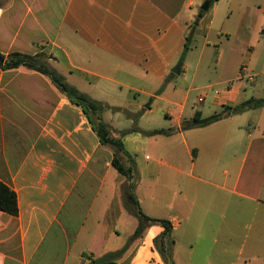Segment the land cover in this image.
Instances as JSON below:
<instances>
[{"label": "crops", "instance_id": "obj_1", "mask_svg": "<svg viewBox=\"0 0 264 264\" xmlns=\"http://www.w3.org/2000/svg\"><path fill=\"white\" fill-rule=\"evenodd\" d=\"M11 53L42 55L104 104L115 134L132 130L121 142L133 195L144 215L170 222L174 264H264V107L246 121L181 129L197 88L234 82L219 99L208 95L220 110L264 99V0H0V54ZM242 69L251 81H237ZM159 113L166 128L132 127L135 114ZM111 162L81 109L46 77L0 70V182L18 205L16 217L0 212V264H164L153 244L161 227L127 245L138 221Z\"/></svg>", "mask_w": 264, "mask_h": 264}, {"label": "trees", "instance_id": "obj_2", "mask_svg": "<svg viewBox=\"0 0 264 264\" xmlns=\"http://www.w3.org/2000/svg\"><path fill=\"white\" fill-rule=\"evenodd\" d=\"M209 3V1L207 2ZM197 22V19L195 20ZM192 38L190 32L186 35V44L178 63L181 64L186 51L188 50V42ZM42 55L28 56L19 53H11L7 56L0 54V70H13L24 67L35 73L46 77L50 83L66 98L71 105L81 109L86 117L91 130L95 133L101 146L109 149L112 153V168L126 180L125 193L128 201L131 204L132 214L136 217L138 224L132 235L129 237L127 245L130 242L141 237L143 231L149 226H159L162 228L161 234L154 239V248L160 255L164 264H174L171 256L172 246L174 244L171 238L172 226L169 221L163 219L149 218L144 215L139 207L136 198L133 195L135 189L134 167L132 165L133 159L125 151L121 142L122 136L129 134L132 130L124 131L115 134L112 129L102 121V113L106 107L96 101L91 100L85 94L80 93L74 87L65 83L62 76L56 71L49 69L42 61ZM171 75V74H170ZM264 107V99L250 98L234 107H223L220 112L202 119L200 114L196 113L193 118L181 125L182 130H190L196 128H203L216 123L220 120L228 118L232 115L240 114L248 110H255ZM131 118V114H126ZM140 114L133 116L136 120ZM172 130H159L153 132L156 135L167 136ZM123 159L128 165H125ZM0 212L16 217L18 215V205L16 194L10 188L0 182ZM124 251V250H123ZM114 258L105 257L100 260H91V264H113Z\"/></svg>", "mask_w": 264, "mask_h": 264}, {"label": "rangeland", "instance_id": "obj_3", "mask_svg": "<svg viewBox=\"0 0 264 264\" xmlns=\"http://www.w3.org/2000/svg\"><path fill=\"white\" fill-rule=\"evenodd\" d=\"M190 44H192L190 47H193V43L191 42ZM196 61V57L193 59V63H195ZM191 74H192V69L190 70L189 74L187 75V77H181L179 76L177 83H176V87L180 90H185L187 88V83L189 81V79L191 78ZM217 88H221V86H218ZM203 90H201V88H197V90L191 92V94L189 95V100H188V105H187V110L185 113V118L187 119V121L191 120L194 116V109H200L201 108V112H202V119L207 118L211 115H213L214 113H218L220 112V108H210L209 107V103L211 101V96L208 95H204L203 92H201ZM201 93V94H200ZM201 95L203 98H205V101L203 103L198 104L197 102V97ZM104 105V104H103ZM248 112V111H245ZM244 112V113H245ZM243 113H240L239 115H237L236 117H234V120H244L246 121L247 119L249 120L251 118V116H253V114H259V113H245L244 115H241ZM164 118V115L159 113L158 115L152 117V119H148L145 121H138V118L136 120V122L134 123V125L132 127H138L139 129H144L145 126H147L148 124H152V125H157V127H164L166 128L167 124H163L161 119ZM246 128H248V124H246V126L244 127V131L246 130ZM152 149H147V151L145 152V155L147 156H151ZM240 218H242L241 220L244 221V223H249V219L251 218V215H245V214H241L240 213ZM243 223V224H244ZM248 225V224H247ZM251 231V230H249ZM249 231H248V235H249ZM246 234V231L243 230L242 225L240 226L239 229V235L240 236H244Z\"/></svg>", "mask_w": 264, "mask_h": 264}, {"label": "built area", "instance_id": "obj_4", "mask_svg": "<svg viewBox=\"0 0 264 264\" xmlns=\"http://www.w3.org/2000/svg\"><path fill=\"white\" fill-rule=\"evenodd\" d=\"M243 76L246 77L245 79L249 80V81H251L253 79L252 75H249L244 69H242L237 81H240V79ZM233 83L234 82L227 83L221 88H215L213 86L212 87L208 86V87L204 88L202 92L204 95H212L214 99H219L223 95L228 94L230 92V90L233 86ZM203 100H204V98L202 96L198 97V99H197L198 103L203 102Z\"/></svg>", "mask_w": 264, "mask_h": 264}, {"label": "water", "instance_id": "obj_5", "mask_svg": "<svg viewBox=\"0 0 264 264\" xmlns=\"http://www.w3.org/2000/svg\"><path fill=\"white\" fill-rule=\"evenodd\" d=\"M172 73L177 75L179 73V66H176L172 69Z\"/></svg>", "mask_w": 264, "mask_h": 264}]
</instances>
